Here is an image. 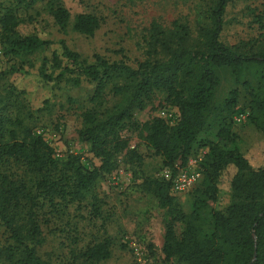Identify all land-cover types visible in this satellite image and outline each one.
<instances>
[{
	"label": "trees",
	"instance_id": "obj_1",
	"mask_svg": "<svg viewBox=\"0 0 264 264\" xmlns=\"http://www.w3.org/2000/svg\"><path fill=\"white\" fill-rule=\"evenodd\" d=\"M14 1L0 8L3 57L41 53L49 44L47 40L16 32V27L29 19L20 17L17 8L29 7L37 0ZM232 1L212 0L207 22L196 24L191 42L185 26L174 23L172 31L164 32L151 23L145 59L135 68L98 55L87 62L63 40H58L59 53L40 58L38 75L44 81L78 87L83 79L93 84L89 102L98 103L106 88L123 102L107 113L98 114L92 108L81 113L78 139L99 162L90 169L81 164L78 155L67 153L57 158L52 147L20 119L0 115V229L4 236L0 264H52L37 252L44 242L41 227L60 219H64V232L73 234L71 244L77 242L80 221L100 232L91 234L82 247L70 248L61 264H103L109 259L108 211L102 209L94 188L102 176L117 168L119 154L127 163H141V157L127 149L121 132L126 127L136 128L133 113L142 111L155 92L164 94L166 105L162 108L177 113L174 124L154 117L144 125L145 145L160 158L161 165L173 175L176 164L185 166L196 148H206L198 163L199 178L185 192L190 195L188 213L176 208L169 181L145 177L138 185L152 195L159 209L169 213L163 221V264H264V165H251L231 132L237 90L231 89L220 103L214 102L219 73L225 70L235 84L248 91L246 120L261 133L264 143V40L232 45L219 40L225 8ZM44 10L63 35L69 29L90 38L100 26L99 18L91 13L70 16L60 0H47ZM252 22L263 30L258 35L262 37L264 12L253 14ZM159 53L161 57L156 58ZM250 79L256 83L254 88ZM223 176L229 201L223 210H215ZM175 223L182 227L178 235Z\"/></svg>",
	"mask_w": 264,
	"mask_h": 264
},
{
	"label": "rangeland",
	"instance_id": "obj_2",
	"mask_svg": "<svg viewBox=\"0 0 264 264\" xmlns=\"http://www.w3.org/2000/svg\"><path fill=\"white\" fill-rule=\"evenodd\" d=\"M46 1L37 0L29 7L19 5L17 8L20 17L29 19L20 23L16 32L21 36L35 34L49 44L41 53L32 56L12 59L3 57L0 70V115L20 119L24 126L40 135L52 147L57 158H63L67 153L78 155L81 164L90 169L98 166L99 162L88 153V146L78 139L81 113L88 108L98 114L107 113L123 100L113 96L109 88H106L98 103L89 102L93 84L83 79L78 87H71L62 81H44L38 75L40 58H49L51 52L59 53L58 40H63L67 48L87 62L92 61V55H98L106 61L122 62L135 68L138 62L145 59V39L151 23H156L164 32L172 31L174 23L185 26L188 41L191 42L195 37L196 24L207 22L206 16L212 0H60L70 16L91 13L99 18L100 26L90 38L69 29L64 35L58 33L44 10ZM14 3V0H0V8ZM262 12L264 0H233L225 8L219 40L227 45L259 38L264 40V35L258 36L263 30L259 31L252 22V15ZM159 54L155 57L160 58L162 54ZM219 77L220 82L214 94L215 103H220L231 89L238 92L231 115V132L236 136L239 151L251 165H264L261 133L246 120L248 91L235 84L225 70L219 73ZM255 84L250 79V87L254 88ZM163 98V93L155 92L142 111L133 113L136 128L126 127L121 132L127 141V149H133L141 157V163H127L119 154L116 158L117 168L102 176L95 185L94 193L102 202V209L108 211L106 232L112 239L110 257L103 264H138V258L147 264H163L160 253L163 221L169 218V213L159 209L152 195L138 187L143 178L160 179L162 170L168 169L161 165L160 158L144 142V125L157 117L158 110L166 105ZM239 113L243 118L237 122L234 116ZM4 126L10 127L6 124ZM205 152V147L196 148L186 164L189 161L198 168ZM183 167L176 164L174 174ZM224 176L219 182V193L213 205L215 210H223L229 201L227 178ZM172 196L176 208L182 213H188L190 195L181 193ZM63 224L64 219L51 220L41 227L44 242L37 252L52 264H61L62 259L68 256L69 249L85 245L90 241L91 234L100 235L96 227L80 221L77 242L71 244L73 234L67 235L61 227ZM181 229L179 223L174 224L176 235ZM3 239L0 229V244Z\"/></svg>",
	"mask_w": 264,
	"mask_h": 264
},
{
	"label": "built area",
	"instance_id": "obj_3",
	"mask_svg": "<svg viewBox=\"0 0 264 264\" xmlns=\"http://www.w3.org/2000/svg\"><path fill=\"white\" fill-rule=\"evenodd\" d=\"M3 62V55L0 48V70ZM156 116L158 118L167 120L169 124H174L177 121V113L173 108H163L158 110ZM235 121H240L243 118L241 113L236 114L234 116ZM160 177L165 181L170 182V193L172 195H178L181 193H185L199 178V171L196 166L192 162H189L183 167L177 170L175 174L172 175L169 169H163ZM136 251V249L134 248ZM138 264H147L145 260L140 258L137 259Z\"/></svg>",
	"mask_w": 264,
	"mask_h": 264
}]
</instances>
